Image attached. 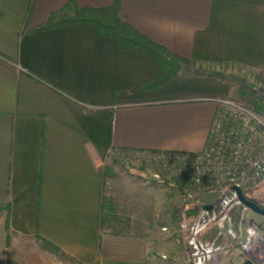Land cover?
Returning a JSON list of instances; mask_svg holds the SVG:
<instances>
[{
    "label": "crops",
    "instance_id": "obj_1",
    "mask_svg": "<svg viewBox=\"0 0 264 264\" xmlns=\"http://www.w3.org/2000/svg\"><path fill=\"white\" fill-rule=\"evenodd\" d=\"M67 1L0 0V264H71L52 248L80 264H145L146 242L105 195L104 162L204 148L215 99L235 90L225 77L264 70V0H119L122 21L190 62L155 89L140 88L151 60L87 26L31 32Z\"/></svg>",
    "mask_w": 264,
    "mask_h": 264
},
{
    "label": "rangeland",
    "instance_id": "obj_2",
    "mask_svg": "<svg viewBox=\"0 0 264 264\" xmlns=\"http://www.w3.org/2000/svg\"><path fill=\"white\" fill-rule=\"evenodd\" d=\"M225 78L235 89L229 98L241 104L247 101L239 90L242 86L264 94L259 71ZM254 114L264 124V111ZM253 126L264 156V132L256 123ZM176 162L164 153L125 152L108 157L103 165L105 195L120 214L125 212L119 217L126 223V232L146 242L145 264H226L236 251L243 264L252 260L264 264V215L239 203L234 192L226 194V187L200 193ZM241 190L264 209V175ZM209 205L211 213L189 212ZM30 243L43 244L39 239Z\"/></svg>",
    "mask_w": 264,
    "mask_h": 264
},
{
    "label": "built area",
    "instance_id": "obj_3",
    "mask_svg": "<svg viewBox=\"0 0 264 264\" xmlns=\"http://www.w3.org/2000/svg\"><path fill=\"white\" fill-rule=\"evenodd\" d=\"M217 105L204 148L196 154L168 153L181 165L184 177L200 193L227 186L246 187L264 175V156L253 123L264 124L243 104L231 98ZM187 198H192L186 193Z\"/></svg>",
    "mask_w": 264,
    "mask_h": 264
},
{
    "label": "trees",
    "instance_id": "obj_4",
    "mask_svg": "<svg viewBox=\"0 0 264 264\" xmlns=\"http://www.w3.org/2000/svg\"><path fill=\"white\" fill-rule=\"evenodd\" d=\"M74 25L87 26L93 29L99 36L109 38L118 50L134 51L151 60L156 65L157 72L150 81L140 87L141 89L158 88L175 78L182 69L190 65L188 60L170 54L164 48L155 45L148 38L122 21L119 17V0H113L112 4L105 8H83L79 7L75 0H68L61 8L51 12L47 20L32 29L31 32L67 28ZM0 58L4 59L1 54ZM259 75L264 80V70H259ZM239 90L241 95L247 99L246 103L243 104L245 107L253 113H262L264 111L263 92H249L244 86L240 87ZM123 153L125 152L123 151ZM153 153L160 154L158 152ZM105 171L104 169V182L107 178ZM231 192L233 191H230V186H227L226 194ZM202 207L199 209L191 208L189 212L194 214H199L200 212L203 214L211 213V211L205 213ZM52 249L60 259L68 261L71 264H80L58 249Z\"/></svg>",
    "mask_w": 264,
    "mask_h": 264
},
{
    "label": "water",
    "instance_id": "obj_5",
    "mask_svg": "<svg viewBox=\"0 0 264 264\" xmlns=\"http://www.w3.org/2000/svg\"><path fill=\"white\" fill-rule=\"evenodd\" d=\"M230 191H233L235 193L237 200L243 206H245L246 208L250 209L254 213H257V214H260V215H264V209H262L261 207H259L254 202L246 199L244 197L243 193H242L241 188H239L237 186H231L230 187ZM202 209L205 210V211H210V210H212V205L203 206ZM244 264H250V263L249 262H245Z\"/></svg>",
    "mask_w": 264,
    "mask_h": 264
}]
</instances>
